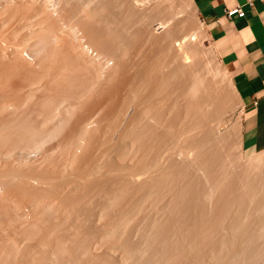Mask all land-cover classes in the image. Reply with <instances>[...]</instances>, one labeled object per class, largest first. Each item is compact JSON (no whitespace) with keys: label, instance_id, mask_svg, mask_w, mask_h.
<instances>
[{"label":"rangeland","instance_id":"374dc122","mask_svg":"<svg viewBox=\"0 0 264 264\" xmlns=\"http://www.w3.org/2000/svg\"><path fill=\"white\" fill-rule=\"evenodd\" d=\"M43 1L44 0H2V3L0 4V45L2 43H5L7 45L14 46L17 50L21 49L22 51H27L28 53H34L36 60L39 63V64L37 63L39 65L38 68L33 66L32 64H30L26 60H24L16 51L17 54H14L13 56L16 59L18 58L19 60H22L26 64V66L27 67L29 66V67L27 68V70L21 71V69H20V71H14L15 73L18 72L16 74L14 73L15 74L14 75L13 71L10 72L7 69H6V71L3 70L4 66H6L5 65L6 62L11 61V59H14V57L12 56L13 58H6V57L4 58V56L1 55V53H0V55L3 56V57L0 56V59H1L0 64L2 65L5 61L4 65H2L3 67L0 65L2 67V68L0 67V197L7 195V192L9 190L10 191L13 190L12 191L13 193L12 192H11L12 194L10 193L9 198L10 197L11 198L9 200L13 199V201H15V204H16V202H18L17 205L15 206L16 208H14L15 212H13V214L11 212L9 213V211L6 210L5 206L3 207V205H0V236H1L0 237V240H1V242H0V246H1L0 247V255L1 254L2 255L9 254L11 249L7 243H9V244L14 243L16 250H17L15 252L17 254L16 253H14L13 255L9 254L8 258H12L11 256H13V258L11 260L7 258V260L8 261L10 260V261L8 262L6 260L5 261L6 264H7V262H8V264H22V263L23 264H27V263L28 264H39V262L36 260H38L40 257H41L40 258L41 260L39 259V261L42 262L41 264H46V263L47 264H50V263L51 264H55V263L56 264H85V263L86 264H96V263L98 264L99 261H100V263L105 261L104 263L108 264V263H106V262H108L107 260L112 262V264H113V262H114V264H136L135 262L137 260L136 259L137 256H138V260L141 257V259H143L145 261L146 257H149V256H147L148 251L146 252L145 248L148 247V244L150 245V243H152V245H153V241H154L153 236L150 237V238L153 237L152 239H149L148 233L151 232V230L154 231V229L156 230V229L160 228V227H158L160 224H162V229L166 230L167 228H163L164 227L163 224L164 223L168 224L170 222V220H167V221H165V220L169 219V218L172 219L171 217L174 218V216L177 213H178V215H176V216L181 215L179 209L178 210L176 209L177 212H175V210H174L175 213L172 210L175 207H177V204H180L179 202L181 200L179 198H177V199H179V200H177L179 202L176 203V205L173 204V202H171V201L176 199V198L173 199L174 196H172V195H177L178 192H180V190L184 188L185 182L179 181L180 178L179 179L176 178V182L173 181V184L171 183L172 181L169 182L171 179L173 180V178H175V176H174L175 173H174V169H171V170H173L172 173H174V175L172 174V176H170L171 170L169 171L168 170L169 168L166 169V166L168 165L170 167L171 165H169V164H171V163L165 158L166 157L165 154L163 156V154H162L163 148H161V147H164V149H165V147L169 144L168 142H170L171 139H168L170 136L168 138L163 136V137H165L164 139L167 138L166 140L168 142L167 141L165 142L163 137H162V139H163L162 141H161V138L160 139L155 138V137H158L159 135H161L160 133H158V127L159 126L157 127V125H155L157 127V128H155L157 133L154 132L155 130L153 131L154 133H156L157 136H154L155 134L153 136H150L154 140L155 143H152L153 142L152 139L149 140V138H150L149 135H151L152 131H150V133H146L148 138L146 137V135L145 136L143 135L144 137L143 136L141 137V139H140L141 141L138 144L137 141H133L134 139L132 140L131 135H130L131 137L129 135L124 136L122 133L123 129H124V131H125V128L128 129L129 125L132 124L131 122L133 121V123H134V120L137 117H139L138 115H140L141 111L144 110L146 108V106H148L149 104H153V106H155V104H156L157 107H161V100H160L161 92L162 93L164 92V95L165 94L169 95L167 97L169 99L168 100L169 104L170 103L174 104L177 102L178 108H180V109L187 108V104H186V106L183 105V104H185V100L188 98L187 96H185L186 94H184L185 93L184 89H187L186 87H188L189 83H191L190 82L191 78L193 77L194 74L199 73L200 72L199 70L202 69L203 74L205 73L204 69H206V68H202V67L205 66L204 64L207 61L208 66L212 69V71L216 72V75H215L214 79L211 80V84L213 83L212 85H214V86H211V84H210V88H209L210 90H208V91L212 90L211 92H208L210 94V96H209V100H208L209 102H207V103H209V104H207V103L204 104L202 106L203 110L199 111L200 113L196 112L193 115V117L195 116L193 118V120H194L193 122H194L195 127H196V131H195L196 134H194V137L197 135V138L201 139V138H203V136L205 134L209 135V137L211 139L210 140L211 143H209V144H211L212 146L207 145L208 146L207 148L205 146L207 153L203 152L202 149L201 150L199 149L200 152L202 151L201 153H203V155L205 154L204 155L205 158L206 157L208 158L209 164H210L211 168H213V169L215 168L214 170H217L219 168L218 166H220L224 162L225 164L224 163L223 164L227 167L226 171L229 173L228 177H230V178L233 177L231 179H234L235 176H233V175H235V172H236V175H239V176L244 175L246 172L245 171L246 168H248L250 165L249 159L243 158L242 156H241L242 157L241 158L239 156L240 154H239V150H238L239 147L238 146L240 144V123H239L240 122L239 121L240 120V107H239V103L237 100L236 93H235L230 81L228 80L229 78L226 76L227 74L224 75L226 71L223 74L220 73L221 69L222 70H225V69L222 68L223 65L220 62V60L218 59L216 51L208 39L205 27H203L204 28L203 35L200 37V40H199V47L201 50L203 49L202 50L203 53L202 54H196V55H194L192 57H188V58L184 57L183 55L180 56V54H183V52L180 49L183 45L186 44L187 47H189V46L191 47L192 43L190 41L186 42V38L181 37V36L185 34L187 26H188V22L190 20H195V17H194V15L190 14L188 11L180 12V11H172L170 9H166L167 4L164 3L165 6L163 4V2L165 0H57L58 11L56 14L53 13L51 10H49L48 6L45 7ZM45 4L47 5V3H45ZM36 5H39L41 7L43 6L42 7L43 11H44L43 14H44V16L47 17V21L49 24L46 22L42 23V20H39V17L35 16V13H33V11L22 13L21 11L16 10V8H20L21 6H23V7H27V6L38 7ZM159 7H161V8L158 9ZM12 8H14V9H12ZM89 14H91V15H89ZM89 26L91 28H93L94 30L93 29L91 30V28L89 29ZM60 27H62L65 30V32L67 31L69 36L71 33L68 30L73 31V34L71 35V37H69V36L68 37L70 40L72 39L71 41L74 44L73 46L76 50V53H78L77 55L78 56L79 55L84 56V57L82 56L81 58L79 57L80 60L83 58L82 60L89 61L88 62L89 64H91V65L94 64L93 67L91 65H88L89 67L91 66V71L96 70L95 72H97L98 70H101L100 69L101 65L103 67H105L109 62L113 63L112 65H111V63L109 64V66H111V67L116 65V64H119V66H120V67H118L119 70L116 69L119 73L116 72L117 74L115 73V75H114L116 77V78L115 77L114 78L117 81V83H115L116 82L115 80L112 81L114 78L112 80L109 79L110 81L107 79H105V81H104L102 79L103 83L101 84L102 80L99 83L100 86L102 85L101 87L99 86L100 88H102V90L97 91L98 93H95V90L96 89L98 90L99 87L97 86L98 84H96L95 86L93 85V88L96 86L98 87V88L96 87L95 90L91 89V93L93 90L94 91L93 93H95V94L92 93L93 95L92 94L87 95L88 97H86V98H83L84 95H82L81 96L82 98H81L79 96L80 94L83 93V91H81V90H83L84 87L87 85L86 84L87 82L85 83V81L83 82L82 80L86 77L88 78L90 75L89 76H87V75L90 73H93L94 71L91 72L90 69H88V66H87V69L84 68L82 66L83 63H81L82 60L81 61L76 60L74 58H71V56L69 57V55H66V54L63 55V57H62L61 53H55L54 51H52V50H56V49L59 50L58 48H61V46L63 49V44L60 43V46H59V43H58L60 41L58 38H61V33L64 31L63 29H62L63 30L62 31ZM75 28H77L81 32L80 37L75 32ZM87 30H88V32H87ZM89 30H91V31H89ZM116 32H120V34L123 32L125 37L128 36V37H126L127 40H125V38L123 37L124 35L122 34V38H124L123 44H125L124 46H127L126 50H128V51H126V53H128V54H126L123 57V59L120 58L119 60H117L118 57L117 58L115 57L116 54H115V51H113V47L109 46L110 44H112V42L114 43V41H116V37L119 34V33H117V35H116ZM91 33H95V34H91ZM126 33H127V35H126ZM55 34L57 37H55ZM109 34H110V36H109ZM65 35H67V34H65ZM74 37H76L77 40ZM95 37H98L100 39H98V38L95 39ZM55 39L56 40L58 39L59 41L56 42ZM98 40H100V41L98 42ZM81 42H82V44H81ZM83 42H86L93 50L98 51L97 53L101 54L100 58H102V60L97 59L98 61L95 64L96 58L94 60V58L92 56L87 55L88 53L86 54V51L82 47ZM109 42H110V44H109ZM94 43L96 45H94ZM99 43L102 45V47L104 45L105 46L108 45V46L105 48L104 47L102 48ZM54 46H56L57 48ZM97 47H99V48H97ZM108 47H109V49H108ZM82 50H84V51H82ZM84 52H85V54H84ZM131 54H132V56H131ZM112 56H114L113 57L114 59H111ZM89 57L90 58L92 57V59H90ZM134 57H136V59ZM144 58H145V60H144ZM62 59H64L65 62ZM105 60H107V61L110 60V61L107 62V64H105L106 63V62L104 63ZM112 60H115V61H112ZM149 61H151V62H149ZM102 62H103V64H102ZM145 62L146 63L148 62V63L146 64ZM70 63H71V65H70ZM75 63H77V64H75ZM132 63H133V65H132ZM95 65H96V67H95ZM122 66H124V67H122ZM57 67H59V69H62V68L65 69L66 75H71V78H72V76L74 77V79L73 78L71 79L69 76L67 77V81H68V78H69V81L71 80L69 82L70 85L74 84L73 86H70V88L73 91L72 94L74 96L68 95L69 93L68 94L66 93V95H68V96H66V95H63L64 93L62 94V92H59L61 89L56 90V88H58V86L55 87V85L58 81L60 82V78L57 75L58 71H56V70H59ZM45 68H46V70H44ZM73 68H75L76 70ZM77 68L80 70H78ZM148 68L151 69V70L149 69L150 72L149 71L146 72L148 70ZM70 69H72V70H70ZM83 69L90 71L87 75H85L86 77H84V74H83V72L86 73V70L84 71ZM124 69H126V70H124ZM140 69H142V71ZM3 71H5L6 73ZM77 71H79V72H77ZM143 71L146 73V75ZM171 71L175 72V74L173 73L174 77L173 76L170 77L171 78L170 80L176 79L177 81H175V80L173 82L169 81L166 85L167 87H165V86L163 87L162 85H158V84H160V80L162 78L161 77L159 79V77L162 76L163 73H164L163 74L164 77H166L167 75H169V73H171ZM81 72H82V74H81ZM44 73H46V74H44ZM73 73H76V74L74 75ZM208 73H210V72L206 70L207 75L206 74H204V75H206L207 79L208 78L210 79V76H209L210 74H208ZM43 74H44V76H43ZM79 74L81 76H79ZM97 74H98V72H97ZM147 74L149 76L151 74V78H149L150 79L149 81L147 80L149 77ZM36 75H38V76L36 77ZM45 75H47V76H45ZM223 75L226 77H224ZM143 76H146V77H143ZM76 77H77V79H75ZM130 79H131V82L133 84L129 81ZM139 79H141V81ZM144 79H146V82H149L148 84L146 82H144L148 86H146L145 84L144 85L142 84ZM132 80H136V81H132ZM86 81H88V79H86ZM170 82L172 85L169 84ZM182 83H183V85H185L184 89H183V87L181 88ZM136 84L138 86L134 87L133 85H136ZM141 84H142L143 88L140 87ZM176 84H177V86H175ZM110 85H112V86H110ZM131 85H132V87H131ZM178 85L180 87H178ZM65 88H67V87H64V91H66V92H68L67 90L70 91V88H67V90ZM120 88H121V90H120ZM178 88H180V89L178 90ZM74 89H75L76 93H74L75 92ZM134 89H136V90H134ZM126 90H128V91H126ZM155 90H158V91H155ZM112 91H113V93H112ZM152 92L153 93L155 92L156 95H154V96H152V98H150V95L152 94ZM101 93H102V96H101ZM182 93H183V95H182ZM216 94L220 97L216 98L215 97V96H217ZM140 95H141V97H140ZM146 97L149 98V99L147 98V101L145 99ZM210 97H212L213 99ZM184 98H186V99H184ZM214 98L216 100H218L219 98H221V100H224L222 104L225 105V109L223 108L224 111H222L218 115L216 112V110H218L216 108V104L215 105L213 104V103H215V102H213ZM181 101H183L184 103H181ZM159 102H160V104H159ZM54 103H55V105H54ZM188 103H189V100H188ZM224 105H223V107H224ZM124 106H126V108ZM207 107H208V109H207ZM213 107H215V108H213ZM50 109H51V111L49 112ZM207 111H209V112H207ZM223 112L224 113L226 112V113L223 114ZM201 113H202V115H201ZM203 113L205 115L207 114L206 115L208 117L207 120H205L206 118H204V117L202 118ZM221 114H223V116H220ZM48 117H50V118H48ZM88 117L89 118L91 117V118L89 119ZM218 117H221V119L224 120V122H222L221 119H219L221 121L220 125H219ZM94 118H96V119H94ZM89 121L91 122V124H89ZM84 122H85V125H86V123H88L89 126L91 125L90 127L88 126L87 130L90 129L88 132H90L92 130V132H90V133H92L91 134L92 136L90 137V134L87 133V135H89L88 137H90V138L86 137V140L91 139L90 142L87 143L89 140L86 142L85 138H84V141H85V143H87V145H85L83 139L80 137L81 140L83 141V144L87 147L82 145V143L79 144L80 138H78L76 135L78 129L79 128L82 129L85 126V125L84 126L82 125ZM113 123H115V124H113ZM106 124L109 126V129H108V126ZM52 125L54 126V128L59 129V131L58 132H57V130L53 131ZM56 126H58L59 128H57ZM81 126H83V127H81ZM132 126H133V124L131 125V127ZM161 127L159 129H161ZM37 128L39 129L38 132H40L39 133L40 135L37 134V136L35 137V134L33 132L35 130H37ZM50 129H51V131H50ZM81 129H79V132H81ZM15 130H16V132H14ZM162 130H163V127L160 131L162 132ZM19 132H20V134H18ZM54 132H56V133L54 134ZM104 133H106V134H104ZM164 133L165 132H163L162 135H164ZM23 134H26L27 136L23 135ZM78 135L80 136L79 133H78ZM119 135L123 137V139H124L123 141ZM165 135H166V133H165ZM127 136H129V137H127ZM167 136H168V134H167ZM101 137H103V138H101ZM159 137H161V136H159ZM125 138H126V140H125ZM34 139H36V140H34ZM73 139H75V142ZM77 139H79V140H77ZM95 139H97V140H95ZM76 140L79 141V143ZM131 140L134 143L131 144V142H132ZM143 140H145V141H143ZM159 140H160V142H159ZM147 141L149 143H145ZM150 141L152 144H150ZM156 141H157V144H156ZM163 141L166 143V145L163 144L164 146L160 145V147H159V144L163 143ZM11 143H12V145H11ZM25 143H26V145H25ZM68 143H70V144H68ZM141 143L145 146H143ZM88 144H90V145H88ZM147 144L148 145L150 144L149 149H147L149 147ZM74 145H75V148H73ZM76 145L77 146L80 145L79 150L81 148H83L80 150L81 152L78 150ZM124 145L127 147V149ZM30 146H32V148ZM81 146H83V147H81ZM157 146H158V148H157ZM66 147H68L69 149L68 148L66 149ZM73 150H74V152H73ZM213 150H215V151H214V154L212 153L213 154V156H212L211 151L213 152ZM76 151H77V153H76ZM96 151H97V153H96ZM127 151H130V154ZM67 152H69V153H67ZM147 152L149 153V155ZM93 153H94V155H93ZM142 153H144V154H142ZM74 154H75V156H74ZM103 154H104V156H103ZM154 154L158 155V156L155 155L156 157H158V159L156 158L158 161L162 159L161 160L162 162L159 161V163H161V164L158 165L156 162L157 160L152 159V157L155 158ZM67 155H68V157H67ZM120 155H121L122 159H121ZM132 155H135V156L133 157ZM198 155L196 152L195 157L199 158ZM64 157H67V158H64ZM139 157H141V158H139ZM159 157L161 159H159ZM192 157H194V155ZM195 157L193 158V160L194 161L198 160ZM77 158L79 160H77ZM82 158H84V159H82ZM164 158L168 162V164L166 162V166L163 165V163H165L164 161H166V160H164ZM177 159H178V161L182 160V159H179V157H177ZM132 160H134L135 162ZM154 160H156V161H154ZM151 161L155 162L156 164L153 165ZM91 162H92V165H91ZM146 162L150 163V166H146V165H148V164H145ZM220 162H222V163H220ZM141 163H143L144 166ZM177 163L179 164L180 162H177ZM196 163L194 162V164H196ZM217 163H219L220 165L219 164L217 165ZM248 163H249V165L247 166ZM136 164H138V165H136ZM211 164H213L214 166ZM157 165L162 166V167H160L162 172L158 169L159 167ZM256 165H258L260 167V170L264 169L263 168L264 167V159L261 160L259 162V164L257 163L254 166H256ZM133 166H134V169H133ZM151 166H153V167H151ZM164 166H165V168H164ZM254 166L250 165L249 169L251 167H254ZM258 166H256L255 168L259 169ZM98 167H99V169H98ZM139 167H140V169H139ZM108 168L111 172H108L109 171V170H107ZM126 168L129 172L126 170ZM255 168H253V169L255 170ZM154 169H156V170H154ZM249 169H247L248 172H246L248 174H250V172H252L251 170H253L252 168H251V170H249ZM146 170H147V172H146ZM197 170H198L197 174H199L201 171L203 173H200V174L202 176L205 175V171L200 169V167ZM260 170H256V171L258 172ZM238 171H240V173ZM256 171L255 172L253 171L252 174L256 173ZM7 172L9 174V177L18 173L17 174L18 176H15V177L13 176L12 178H10L12 180H14L13 178H15L14 182L11 181L10 179H8L9 177H8ZM19 172H21L22 174L24 173L23 175L26 176L25 181H27V182L22 181L24 183L23 184L24 186H20V187L22 189L23 188L26 189L29 187L28 189H30L33 192V194L37 193L36 195L34 194L31 197H27L28 199L18 197V195L16 193V190H17L16 187H18V189L20 188L18 184H19L21 179H19V181L17 183L18 178H16V177L20 176ZM91 172H93V174H91ZM121 172H123L124 174ZM125 172H128V173L125 174ZM136 172L139 175L141 174V176H139V180L138 179L135 180L136 179L135 175H137ZM157 172H158V175H160V176L157 175ZM169 172H170V174H169ZM237 172L239 174H237ZM101 173L103 175H101ZM115 173H116V175H115ZM74 174H76V175H74ZM89 174H91V176H89ZM96 174H97V176H96ZM167 174L169 175L168 179H166ZM257 174H259V173H257ZM260 174L264 175V173H262V170H261ZM122 175H123V177H122ZM206 175H209V174L207 173ZM245 175L241 176V177L243 178V177H245ZM62 176H64V177H62ZM115 176L118 179H116ZM134 176H135V178H133ZM111 177H113V178H111ZM246 177H247V175H246ZM5 178H6V180H5ZM28 178L30 180H28ZM158 178L162 179V181H160ZM110 179L112 182L110 181ZM113 179H114V181L117 180V181H115V184H114ZM157 179L159 181L158 183H157ZM8 180L11 181L12 183H14L16 186L10 185V186H12V187H10L9 184H7L9 182ZM106 180H108V181H106ZM182 180H183V178H182ZM184 180L186 181V179H184ZM204 180H206V179H204ZM208 180H209V178L206 181H208ZM6 181H8V182H6ZM63 181L65 182V184ZM145 181H147V183ZM206 181H203V183ZM210 181H212V180H210ZM39 182H40V184H39ZM160 182H161V184L159 185ZM187 182H188V180H187ZM187 182H186L187 187H185L187 189L184 188L185 190L184 189L183 190H184V192L188 193L189 190H190V192L192 190L189 189V187H188V183H190V182H188V183ZM25 183H26V186H25ZM105 183H107V184H105ZM152 183L155 185L158 184L159 186H155ZM20 184H21V182H20ZM77 184L80 186V188ZM126 184H128V185L126 186ZM141 184H142V186H141ZM206 184L204 183V186L209 187V185H212L210 182H209V184L208 183H206ZM170 185L171 186L173 185L172 189L174 187L175 190H172ZM181 187H183V188H181ZM179 188H181V189L179 190ZM100 189H102V190L100 191ZM140 189H141V191H140ZM213 189H211L212 194H216V192L213 193ZM163 190H164V192H163ZM169 190H170V192L172 190V192H171L172 194L169 192ZM176 190L178 192H176ZM206 190L210 191L208 189H206ZM14 191H15V193H14ZM98 191H100V192H98ZM114 191L115 192L117 191V194ZM157 191H159V192L157 193ZM175 192H176V194H174ZM52 193H53V195H52ZM147 193L149 195H147ZM85 194H86V196H85ZM114 194L116 196H118L119 198L114 196ZM162 194H164V195H162ZM189 194L192 195L193 191H192V193H189ZM67 196H69V197H67ZM157 196H158V198H157ZM80 197H82V198L80 199ZM16 198H18V199H16ZM113 198H116V199H114V201H111V200H113ZM212 198H215V197H212ZM131 200H133L134 202ZM189 200H191V199H189ZM184 201L185 200H183V202ZM111 202H113V203L111 204ZM174 202H176V200ZM183 202L181 201V204H183ZM214 202H215V200H214ZM214 202L212 204L213 206H215ZM174 205H175V207H174ZM104 207H106V208H104ZM135 207H136V209H135ZM4 208H5V210H4ZM170 208H172V209H170ZM177 208H179V206ZM234 208H237V205H235V207H233V209ZM48 210H50V211H48ZM123 213H125V214H123ZM14 215L18 216V218L20 216H23V217L21 218V220H20V218L18 220L17 217H16V219H14L15 218ZM125 215L127 217L129 216L128 219H130V220L127 219V221H126V223L129 226H127V224L125 223L126 225L124 224V226L126 228L122 227L123 230H121L120 226L115 229L116 230L115 232H117V229L119 230L117 232L118 235H116V233L114 232L115 235L119 236V237L115 238L116 236H114V234H113L112 236H114L115 239H112L111 238L112 236L111 237L107 236L108 238H106V239L102 238L103 235L107 231H109L110 228H112L114 223L118 222L117 220L120 218V216H125ZM11 216H13V217H11ZM39 216H41V217H39ZM44 216H48V217H44ZM153 216H155V217H153ZM242 216H245V214L243 213ZM256 216H259V217L261 216L260 217L261 219L260 218L259 219H260V221L262 220L261 223L264 224V209L258 210V213L256 214ZM42 217L45 218L46 220L43 219ZM74 217H75V219H74ZM101 217H102V219H101ZM11 218H13V219H11ZM90 219L92 221L93 220L94 221L92 222ZM75 220H76V222H75ZM174 220H177V217H176V219L174 218ZM174 220L172 219V221H174ZM89 221H90V223L88 224ZM155 221L158 223H156ZM159 221H161V222H159ZM32 223H34V224L39 223L38 224L39 226L37 229H35L33 227L35 229V230L33 229V231H35V233H34L35 236H33V237H31L27 233L28 231L32 230V229H30V228H32V225H33ZM150 223H151V225H150ZM40 224H42V225H40ZM222 224L223 223L221 222V224H219V225H222ZM225 224H226V221L224 222L223 227H225L224 226ZM152 225L154 228L152 227ZM154 225H156V227H158V228H155ZM217 225H218V223H217ZM26 226H28V227H26ZM22 229H23V231H22ZM220 229H222L223 232L224 231L226 232V230H224V228L221 227ZM124 230H125V232L122 233ZM93 231H95V232L93 233ZM23 232H24V234H23ZM41 232H42V234H41ZM228 232L229 231H227L226 233L229 234ZM226 233H224V235H227ZM44 234H49L52 237L48 241H45L43 243V241L41 242V239H42L41 237ZM121 235H122V237H120ZM127 235L130 236L129 238H130L131 242L133 240V243H135V245H137L136 248L138 247L137 249L138 250L140 249L139 251H137V253L135 252L137 249L134 250V252L136 254H138L137 256L134 255V252H133V255L135 257V258L134 257L133 258H134V260L136 259L135 262L133 261L134 263L131 262V260H133L132 256L129 257L131 260L126 258L127 256L125 255L124 250H123L125 247L124 246L125 241L123 240V236L125 237ZM39 236H40V238H39ZM75 236H76V238H75ZM243 236H244V238L246 237L245 235H243ZM56 237H61L65 240H67V242H68L65 245V249L68 250V252L65 250L66 253L64 252L61 259H59L60 261L56 259L57 257L55 255L57 253H55V255L54 254L52 255V256H55V258L51 256V253L56 252L54 250L55 247L53 245L54 244L53 240ZM242 237H241V239H242ZM70 238H73L75 242L74 241L69 242ZM119 238H121V239H119ZM129 238L127 237L128 240H129ZM244 238L241 240V242L244 241V243L246 242L248 244V239H247V241H245ZM81 239H83V240H81ZM7 240L10 242H8ZM115 240H117V241H115ZM150 240H153V241L150 242ZM119 241H120V243H119ZM121 241H123V244ZM143 241L145 244L143 243ZM147 241H149L150 243L149 242L147 243ZM82 242H84V243H82ZM97 242H99V243L97 244ZM103 242H105V243H103ZM128 242L131 243L130 241H128ZM241 242H240V244L243 245L244 243H241ZM133 243H132V245H134ZM190 243H191L190 241H187V242L184 241L182 244L183 248L181 245H180L181 248L178 246L176 247V245H174V246L172 244L171 245L173 247H176L177 250H179V251H181V249H182V252H185L186 256H188V259H190L187 261L191 262V260H192L191 264H196L198 262L196 260L200 261L197 264H201V263L202 264L203 263L204 264H206V263L214 264L215 262H216L215 264L218 263L216 260L211 259V257L215 254V251L213 252L212 250H210L209 247H207V249H206L205 248L206 245L202 243L203 245H205V247L204 246L200 247V248H203V250L200 249V252H199V248H198L199 246L195 247L196 246L195 244L192 243L193 245H191ZM246 243L244 245V247L246 246V248H245L246 251L243 248L244 254L250 258H251V256H254V257H252L253 260L250 259L251 261H249V264H264V236L256 237L252 240H249L248 245ZM89 244H90V246H88ZM142 244H143V246H142ZM108 245H109V247H108ZM122 246H124L123 249L121 248ZM185 247H186V249H185ZM189 247H190V249H189ZM7 248H9V249H7ZM17 248H19V249H17ZM134 248H135V246H134ZM194 248H195V250H194ZM147 249H149V248H147ZM205 250H207V251H205ZM86 251H88V252H86ZM202 251L204 253H201ZM208 251H209V253L212 251V253H210L212 255H209ZM27 252H29V253H27ZM143 252L144 253L146 252L145 253L146 256L144 255ZM241 253L243 254V251ZM49 254H50V256H49ZM84 254H85V256H84ZM89 255H91V256H89ZM98 255L99 256L102 255L103 259H101ZM205 255H206V258L208 260L204 257ZM27 256H29V257H27ZM46 256H48L49 258ZM109 256H111V257H109ZM123 256H125V257H123ZM240 256H242V255H239L235 259L238 260V258H241ZM104 257L107 260H104L105 259ZM52 258H54L56 260L54 261V259H52ZM209 259H211L213 262H211V260L209 261ZM215 259H216V257H215ZM27 260H28V262H27ZM44 260H45V262H43ZM163 260H166V259H163ZM167 260H170V259H167ZM167 260L161 262V264L164 262H165L164 264H166V262H167V264H169V263L170 264H180L182 262V261L181 262H178V261L174 262V259H173V262H174L173 263L171 261L172 258H171L170 262ZM193 260H194V262H193ZM202 260L205 262H203ZM195 261H196V263H195ZM110 262H109V264H111ZM183 263H184V261L182 262V264ZM145 264H147V263H145Z\"/></svg>","mask_w":264,"mask_h":264},{"label":"bare ground","instance_id":"6f19581e","mask_svg":"<svg viewBox=\"0 0 264 264\" xmlns=\"http://www.w3.org/2000/svg\"><path fill=\"white\" fill-rule=\"evenodd\" d=\"M166 1V2H165ZM164 2H163V4L164 3H166L167 5V8L166 9H170V10H172V11H180V12H185V11H188L190 14H192V15H194V17H195V20H190L189 22H188V26H187V29H186V32H185V34L184 35H182L181 37H184V38H186V42H191L192 44H191V47L189 46V47H187L186 46V44L185 45H183L180 49H181V51L183 52V54H180V56H184V57H186V58H188V57H192V56H194V55H196V54H202L203 53V49L201 50L200 49V47H199V40H200V37L203 35V30H204V25H203V22L199 19V17L197 16V13H196V10H195V8L193 7V5H192V3H191V1L190 0H165ZM44 2V6L46 7L47 5L45 4L46 3V1H43ZM36 6H38V7H29V6H27V7H23V6H21L20 8H16V10H19V11H21L22 13L23 12H32L33 11V13H35V16H37V17H39V20H42V23L43 22H46V23H48V21H47V17L46 16H44V11H43V6L41 7V6H39V5H36ZM164 6H165V4H164ZM44 7V8H45ZM161 7H159L158 9H160ZM12 9H14V8H12ZM89 15H91V14H89ZM93 16V15H92ZM49 20V19H48ZM50 21V20H49ZM49 24V23H48ZM42 25V24H41ZM47 25V24H46ZM62 26V25H61ZM88 26V25H87ZM61 28V30L63 29L62 27H60ZM91 27L89 26V29H90ZM47 29V28H46ZM51 29V28H50ZM93 28H91V30H92ZM64 30V29H63ZM62 30V31H63ZM91 30H89V31H91ZM94 30V29H93ZM61 31V32H62ZM70 33V36L68 35V32L66 31L65 32V30L61 33V38H58L57 40H56V42H58L59 43V46H60V43H62L63 44V49H62V46H61V48H58L59 50H52V51H54L55 53H61L62 54V57H63V55H69V57L71 56V58H74V59H76V60H80V58L83 56H81V55H77L78 53H76V50H75V48H74V44L72 43V39L70 40L69 39V37H71V35L73 34V31H70V30H68ZM60 32V31H59ZM87 32H88V30H87ZM93 32V31H92ZM96 32V31H95ZM90 33V32H89ZM117 33H119L118 35H117ZM60 34V33H59ZM65 34H67V35H65ZM91 34H95V33H91ZM122 34L124 35V33L122 32L121 34H120V32H116V35H117V37H116V41H114V43L112 42V44H110V42H109V46H112L113 47V51H115V54H116V58L118 57V59L117 60H119L120 58H122L123 59V57L126 55V54H128V53H126V51H128V50H126L127 49V46H124L125 44H123V40H124V38H125V40H127L126 39V37H128V36H126L125 37V35L123 36L124 38H122ZM115 35V34H114ZM126 35H127V33H126ZM69 36V37H68ZM109 36H110V34H109ZM113 36V35H112ZM120 36V37H119ZM55 37H57L56 36V34H55ZM131 37V36H130ZM74 38H76V37H74ZM96 38H98V37H95V39ZM179 38V37H178ZM94 39V40H95ZM98 39H100V38H98ZM115 39V38H114ZM182 39V38H181ZM76 40H77V38H76ZM93 40V39H92ZM96 41V40H95ZM100 40H98V42H99ZM134 42V41H133ZM172 43V42H171ZM170 43V44H171ZM185 43V42H184ZM57 44V43H56ZM81 44H82V42H81ZM100 44V43H99ZM94 45H96L95 43H94ZM101 45V44H100ZM108 46V45H107ZM107 46H103L104 48L105 47H107ZM54 47H56V46H54ZM83 47V46H82ZM101 47H102V45H101ZM102 47V48H103ZM168 47V46H167ZM176 47V46H175ZM18 48V47H17ZM57 48V47H56ZM77 48V47H76ZM97 48H99V47H97ZM129 48V47H128ZM54 49V48H53ZM62 49V50H61ZM107 49V48H106ZM108 49H109V47H108ZM215 49V48H214ZM104 50V49H103ZM132 50V49H131ZM0 53H1V55H3L4 56V58L6 57V58H13L14 56V54H19L24 60H26L28 63H30V64H32L33 66H35V67H39V63L37 62V60H36V57H35V55H34V53H31V55L33 56V59L32 60H30V59H26L24 56H23V54H22V50L21 49H16L14 46H11V45H7V44H5V43H2L1 45H0ZM16 51H17V53H16ZM82 51H84V50H82ZM96 52H98V51H96ZM139 52V51H138ZM137 52V53H138ZM136 53V52H135ZM54 54V53H53ZM52 54V55H53ZM84 54H85V52H84ZM86 54H87V52H86ZM100 54V53H99ZM149 54V53H148ZM0 55V56H1ZM50 55V54H49ZM51 55V56H52ZM87 55H89V54H87ZM204 55V54H203ZM202 55V56H203ZM3 56H1V57H3ZM13 56V57H12ZM100 56H101V54H100ZM131 56H132V54H131ZM201 56V55H200ZM50 57V56H49ZM55 57V56H54ZM60 57V56H59ZM80 57V58H79ZM84 57V56H83ZM106 57V56H105ZM114 56H112V58L111 59H114L113 58ZM90 58V57H89ZM133 58V57H132ZM135 59H136V57H134ZM147 58V57H146ZM161 58V57H160ZM185 58V59H186ZM38 59V58H37ZM61 59V58H60ZM83 59V58H82ZM81 59V60H82ZM85 59V58H84ZM90 59H92V57L90 58ZM102 59V58H101ZM107 59V58H106ZM127 59V58H126ZM129 59V58H128ZM167 59V58H166ZM1 60V59H0ZM63 61H64V59H62ZM80 60V61H81ZM94 60H95V58H94ZM108 60V59H107ZM107 60H105L104 61V63L105 64H107V62H109V61H107ZM116 60V59H115ZM115 60H112V61H115ZM144 60H145V58H144ZM93 61V60H92ZM97 59H96V62H95V64L97 63ZM126 61V60H125ZM152 61V60H151ZM151 61H149V62H151ZM65 62V61H64ZM71 62V61H70ZM89 61H86V60H82L81 61V63H83V67L84 68H86L87 69V66L88 65H91V64H89L88 63ZM127 62V61H126ZM125 62V63H126ZM4 63H5V61H4ZM4 63L2 64V65H4ZM38 63V64H37ZM88 63V64H87ZM111 63V65L113 64L112 62H109L105 67H103L101 64V66H100V69L101 70H98L97 72H98V74H97V72H95L93 69V71H91V66L93 67L94 66V64L93 65H91L90 67L88 66V69H90V71L91 72H93V73H90V74H88L90 71L89 70H86V69H83L84 71L86 70V73L85 72H83V74H84V77H86L85 75H87V76H89L88 78L86 77V78H82L83 80V82L85 81V83L87 84H85L86 86L84 87V89L83 90H81V91H83V93L82 94H80L79 96L81 97L82 95H86L85 97L83 96V98H86V97H88L87 95H90V94H92L94 91L93 90H95L96 89V87L98 86H100V81L103 79L104 81H105V79H107V80H109V79H113L115 76V73L116 72H118L117 70H119V68L118 67H120L119 66V64H116V65H114V66H109V64ZM116 63V62H115ZM119 63V62H118ZM122 63V62H121ZM131 63V62H130ZM141 63V62H140ZM146 63V62H145ZM148 63V62H147ZM146 63V64H147ZM154 63V62H153ZM159 63V62H158ZM75 64H77V63H75ZM102 64H103V62H102ZM138 64V63H137ZM143 64V63H142ZM1 65V64H0ZM1 65V66H2ZM6 66H4V68H3V70H5L6 71V69L8 70V71H13V74L15 73L14 71H20V69H21V71L22 70H27V68L29 67H27L26 66V64L22 61V60H19L18 58L16 59L15 57H14V59H11V61H9V62H6V64H5ZM70 65H71V63H70ZM123 65V64H122ZM132 65H133V63H132ZM141 65V64H140ZM205 66H203L202 68H206V69H204V74H206V70L207 71H209L210 73H208V74H210L209 76H210V79L208 78H206V75H204L203 74V72H202V69L201 70H199L200 72L199 73H196V74H194L193 75V77L191 78V83H189V85H188V87H186L187 89H184V86L185 85H183V83H182V86H181V88L183 87V89L185 90V93L184 94H186L185 96H187L188 98L186 99V98H184V99H186L185 100V104H183L184 106H186V104H187V108H185V109H180V108H178V106H177V102L176 103H174V104H169V102H168V96L169 95H164V92L162 93L161 91V97H160V100H161V107H157L156 106V104H155V106H153V104H149L148 106H146V108L144 109V110H142L141 111V113H140V115H138L139 117H137L135 120H134V123H133V121L131 122L132 124H133V126L131 127V125H129V128L128 129H126L125 128V131H124V129H123V135L125 136V135H131L130 137L132 138V140L133 141H137V143L139 144V142L141 141L140 139H141V137L144 135H146V133H150V131H154V132H156L157 133V131H156V129L155 128H157L158 126V133H160L161 135H159V136H161V137H155L156 139L157 138H161V141L165 138V137H169L168 139H171L170 140V142H168L166 139H164L165 140V142L167 141L168 143V145L165 147V149H164V147H161V148H163V150H162V154H163V156H164V154H165V158L171 163V164H169V165H171L170 167L168 166H166V162H167V160L164 158V160H166V161H164L165 163H163V165H165L166 166V169L167 168H169L168 170L170 171L171 169H174V173H175V175H174V173H172V171L173 170H171L170 172H171V175L170 176H172V174L175 176V178H173V180L171 179L169 182H171L172 184H173V181L174 182H176V178L177 179H179L180 178V180L179 181H184L185 182V185H184V188L185 187H187V184H186V182H187V180H188V182H190V183H188V187H189V189H191L192 191H193V194L191 195V194H189V193H192V191L190 192V190H189V192L187 193V192H184V190L185 189H187V188H183V187H181V188H183V189H181V188H179V190H180V192H178L177 190H176V192H178V194L177 195H172V196H174V198L173 199H175L176 200V202H174L175 200H172L171 202H173V204H175L176 205V203H178L179 201H177V200H181L182 202H183V200H185L184 202H183V204H181V201L179 202L180 204H177V207L179 206V208H177V207H175V205H174V209H172V208H170V209H172L173 210V212H174V210H175V212H177V210L179 209L180 210V214L181 215H179V216H176V215H178V213L174 216V218L176 219V217H177V220H174V218L173 217H171L174 221H172V219H166L165 221H167V220H170V222L168 223V224H166V223H164L163 225H164V227L163 228H167L166 230L165 229H162V224H160L158 227H160V228H158V227H156V225H154L155 226V228H158V229H154V231H152L151 230V232H149L148 233V237H149V239H152L153 237H154V241L153 240H150V242H152L153 241V245H152V243H150L149 241H147V243L149 242L150 243V245L148 244V247H146L145 249H146V252L148 251V255L147 256H149V257H146V260L144 261L143 259H141V257L139 258V260H138V254H136L137 253V251H139L137 248H136V246L137 245H135V243H133V240H132V242H131V240H130V236H123V240L125 241L124 242V246H122L121 248L123 249V247H124V253H125V255L127 256L126 258H128V259H130L129 257H131L132 256V259L133 260H131V262H135V260H136V264H145V263H147V264H161V262H163V261H166L167 259H170L171 260V258H172V262H173V259H174V262L175 261H178V262H183L184 261V263L183 264H188L190 261H187V260H190V259H188V256H186V254H185V252H182V249H181V251H179V250H177V246L178 247H180V245L182 246V244H183V242L184 241H190L191 243V245H193V244H195L196 246L195 247H198L199 248V252H200V249H202L203 250V248H200V247H202V246H204L205 247V245H206V249H207V247H209L210 248V250H212L213 252L215 251V254L211 257V259H214V260H216L219 264H249V261H251V260H253V258L252 257H254V256H251V258L250 257H247L245 254H244V250L246 251V246L244 247V245H245V243H244V241L243 242H241V240L244 238V236L243 235H245L246 237L244 238L245 239V241H247V239H248V244H249V240H252V239H254V238H256V237H262V236H264V224L263 223H261L262 222V220L260 221V217L259 216H256V214L258 213V210H263L264 209V175L263 174H260L261 173V170H262V173H264V169H261L260 170V167L258 166V165H256V166H258V168L259 169H256L255 167L256 166H254L255 164H259V162L261 161V160H263L264 159V155L263 156H261V155H257V156H253V157H251L249 160H250V165L251 166H254V167H251L252 169L253 168H255V170L253 169V170H251V168L249 169V167H250V165H249V163L247 164V166L249 165V167L248 168H246V172H248L247 171V169H249V170H251L252 172L254 171H256V170H260V171H256V173H253L252 174V172H250V174H248V173H246L245 172V174L247 175V177H246V175H245V177H241V176H244V175H241V176H239V175H236V172H235V175H233V176H235L234 177V179H231V178H233V177H228L229 176V173L226 171V169H227V167L222 163V162H220V163H222L221 165L219 164V163H217V165L219 164L220 166H218L217 168V170H214L213 168H211V166H210V164H209V161H208V158L206 159L205 158V154L203 155V153H201L202 151L203 152H206L207 150H206V148L208 147L207 145H211V144H209V143H211V139H210V137H209V135L207 134H205L204 136H203V138H201V139H198L197 138V135L194 137V134H196V127H195V124H194V120H193V118L195 117H193V115L196 113V112H199V111H201V110H203L202 109V106L204 105V104H206L207 102H209L208 100H209V96H210V94L208 93V92H211V91H208V90H210L209 88H210V84H211V80H213L214 79V77H215V75H216V72H214V71H212V69L208 66V63H207V61L205 62V64H204ZM0 66V67H1ZM64 66V65H63ZM127 66V65H126ZM149 66V65H148ZM147 66V67H148ZM3 67V66H2ZM1 67V68H2ZM7 67V68H6ZM61 67V66H60ZM77 67V66H76ZM95 67H96V65H95ZM98 67V66H97ZM115 67V68H114ZM122 67H124V66H122ZM121 67V68H122ZM142 67V66H141ZM58 69H59V67H57ZM70 68V67H69ZM68 68V69H69ZM79 68V67H78ZM77 68V69H78ZM82 68V67H81ZM113 68V69H112ZM139 68V67H138ZM155 68V67H154ZM153 68V69H154ZM223 69H225L224 67H222ZM73 69H75V68H73ZM98 69V68H97ZM117 69V70H116ZM123 69V68H122ZM121 69V70H122ZM129 69V68H128ZM149 69L150 68H148V70L146 71V72H148L149 71ZM156 69V68H155ZM29 70V69H28ZM44 70H46V68L44 69ZM49 70V69H48ZM47 70V71H48ZM70 70H72V69H70ZM76 70V69H75ZM78 70H80V69H78ZM124 70H126V69H124ZM141 71H142V69H140ZM151 70V69H150ZM175 70V69H174ZM5 71H3V72H5ZM7 71V72H8ZM56 71H58L57 73V75H58V77L60 78V82L58 81L57 83H56V85H55V87H57L58 86V88H56V90H59V89H61L59 92H62V94L63 95H66V93L68 94V95H73L72 94V89L70 88V86H73L72 84L70 85V81H69V78H68V81H67V77L69 76L70 78H71V75H66V72H65V69H59V70H56ZM67 71V70H66ZM82 71V70H81ZM88 71V72H87ZM123 71V70H122ZM136 71V70H135ZM138 71V70H137ZM145 71V70H144ZM143 71V72H144ZM159 71V70H158ZM9 72V73H10ZM25 72V71H24ZM27 72V71H26ZM30 72V71H29ZM74 72V71H73ZM77 72H79V71H77ZM100 72V73H99ZM139 72V71H138ZM150 72V71H149ZM202 72V73H201ZM220 72V71H219ZM225 72V70H222L221 69V74H223ZM6 73V72H5ZM16 73H18V72H16ZM15 73V74H16ZM42 73V72H41ZM69 73V72H68ZM71 73V72H70ZM119 73V72H118ZM140 73V72H139ZM145 73V72H144ZM157 73V72H156ZM175 74V72H173V71H171V73H169V75H167L166 77H164V73L162 74V76H160L159 77V79L161 78V80H160V84H158V85H162L163 87L165 86V87H167L166 85H167V83L169 82V81H177L176 79H174V80H170L171 78L170 77H172L174 74ZM11 74V73H10ZM14 74V75H15ZM25 74V73H24ZM44 74H46V73H44ZM44 74H43V76H44ZM74 75L76 74V73H73ZM81 74H82V72H81ZM117 74V73H116ZM132 74V73H131ZM141 74V73H140ZM40 75V74H39ZM119 75V74H118ZM117 75V76H118ZM143 75V74H142ZM145 75H146V73H145ZM148 75V74H147ZM161 75V74H160ZM191 75V74H190ZM224 75H226V72H225V74ZM223 75V76H224ZM13 76V75H12ZM33 76V75H32ZM38 75H36V77H37ZM41 76V75H40ZM45 76H47V75H45ZM50 76V75H49ZM77 76V75H76ZM79 76H81L80 74H79ZM83 76V75H82ZM121 76V75H120ZM134 76V75H133ZM149 76V75H148ZM227 76V75H226ZM226 76H224V77H226ZM78 77V76H77ZM77 77L75 78V79H77ZM138 77V76H137ZM143 77H146V76H143ZM174 77V76H173ZM228 77V76H227ZM56 78V77H55ZM72 78L74 79V77L72 76ZM71 78V79H72ZM79 78V77H78ZM81 78V77H80ZM116 78V77H115ZM115 78L112 80V81H114L115 80ZM120 78V77H119ZM125 78V77H124ZM134 78V77H133ZM140 78V77H139ZM149 78H151V74H150V76L148 77V81L150 80ZM156 78V77H155ZM176 78V77H175ZM58 79V78H57ZM86 79H88V81H86ZM122 79V78H121ZM143 79V78H142ZM146 79H144V81L142 82V84L144 85L145 83L144 82H146ZM190 79V78H189ZM103 80L101 81V84L103 83ZM119 80V79H118ZM140 81H141V79H139ZM154 80V79H153ZM182 80V79H181ZM229 80V79H228ZM99 81V82H98ZM110 81V80H109ZM116 81V80H115ZM130 82H131V79L129 80ZM132 81H136V80H132ZM230 81V80H229ZM98 82V83H97ZM156 82V81H155ZM180 82V81H179ZM82 83V82H81ZM80 83V84H81ZM108 83V82H107ZM111 83V82H110ZM115 83H117V81L115 82ZM122 83V82H121ZM128 83V82H127ZM132 83V82H131ZM130 83V84H131ZM135 83V82H134ZM140 83V82H139ZM147 84L149 83V82H146ZM96 84H98L96 87H94L93 88V85L95 86ZM133 84V83H132ZM138 84V83H137ZM133 85L134 87H136V86H138V85ZM142 84L140 85V87H142L143 88V86H142ZM147 84H145L146 86H148ZM170 85H172L171 84V82L169 83ZM181 84V83H180ZM213 84V83H212ZM211 84V86H214V85H212ZM76 85V84H75ZM83 85V84H82ZM89 85V86H88ZM156 85V84H155ZM102 86V85H101ZM100 86V87H101ZM110 86H112V85H110ZM114 86V85H113ZM120 86V85H119ZM169 86V85H168ZM175 86H177V84L175 85ZM64 87H67V88H70V91L69 90H67V88H65L68 92H66V91H64ZM83 87V86H82ZM89 87V88H88ZM97 87V88H98ZM99 87V88H100ZM122 87V86H121ZM131 87H132V85H131ZM157 87V86H156ZM178 87H180L179 85H178ZM74 88V87H73ZM98 88V90L96 89L95 90V93H98L97 91H100V90H102V88H100L99 89ZM138 88V87H137ZM136 88V89H137ZM145 88V87H144ZM171 88V87H170ZM55 89V88H54ZM91 89H93L92 90V93H91ZM105 89V88H104ZM117 89V88H116ZM126 89V88H125ZM128 89V88H127ZM131 89V88H130ZM136 89H134V90H136ZM173 89V88H172ZM175 89V88H174ZM177 89V88H176ZM180 88H178V90H179ZM182 89V90H183ZM120 90H121V88H120ZM140 90V89H139ZM160 90V89H159ZM74 91H75V89H74ZM80 91V92H81ZM116 91V90H115ZM125 91V90H124ZM126 91H128V90H126ZM146 91V90H145ZM153 91V90H152ZM155 91H158V90H155ZM137 92V91H136ZM140 92V91H139ZM167 92V91H166ZM74 93H76V91L74 92ZM89 93V94H88ZM95 93H93V94H95ZM112 93H113V91H112ZM115 93V92H114ZM155 93V92H154ZM153 92H152V94L150 95V98H152V96H154V95H156V93L154 94ZM183 93H182V95H183ZM213 93V92H212ZM92 94V95H93ZM134 94V93H133ZM140 94V93H139ZM163 94V95H162ZM68 95H66V96H68ZM116 95V94H115ZM175 95V94H174ZM181 95V96H182ZM217 95V94H216ZM74 96V95H73ZM101 96H102V93H101ZM120 96V95H119ZM139 96V95H138ZM149 96V95H148ZM179 96V95H178ZM180 96V97H181ZM79 97V98H80ZM97 97V96H96ZM140 97H141V95H140ZM183 97V96H182ZM213 97V96H212ZM212 97H210V98H212ZM216 98L217 97H220V96H215ZM63 98V97H62ZM82 98V97H81ZM98 98V97H97ZM136 98V97H135ZM147 98L148 97H146L145 99H146V101H147ZM179 98V97H178ZM118 99V98H117ZM149 99V98H148ZM213 99V98H212ZM121 100V99H120ZM135 100V99H134ZM133 100V101H134ZM137 100V99H136ZM188 100H189V103H188ZM219 100V101H218ZM218 100H216L215 98H214V100H213V102H215V103H213L214 105L216 104V108L218 109V110H216V112H217V115L218 114H220L222 111H224L223 110V108L225 109V105L224 104H222L223 103V101L224 100H221V98H219ZM157 101V100H156ZM177 101V100H176ZM149 102V101H148ZM146 103V102H145ZM181 103H184L183 101H181ZM130 104V103H129ZM159 104H160V102H159ZM169 104V105H168ZM207 104H209V103H207ZM54 105H55V103H54ZM140 105V104H139ZM223 105H224V107H223ZM121 106V105H120ZM176 106V107H175ZM50 107V106H49ZM125 108H126V106H124ZM211 107V106H210ZM213 108H215V107H213ZM207 109H208V107H207ZM51 111V109L49 110V112ZM207 112H209V111H207ZM200 113V112H199ZM226 113V112H225ZM224 112H223V114H225ZM214 114V113H213ZM223 114H221L220 116H223ZM201 115H202V113H201ZM207 115V114H206ZM204 113H203V116H202V118L204 117V118H206L205 120H207V116H206ZM57 116V115H56ZM47 117V116H46ZM210 117V116H209ZM48 118H50V117H48ZM54 118V117H53ZM89 118V117H88ZM91 118V117H90ZM89 118V119H90ZM135 118V117H134ZM94 119H96V118H94ZM219 119H221V117H218V120ZM92 120V119H91ZM121 120V119H120ZM55 121V120H54ZM53 121V122H54ZM85 121V120H84ZM128 121V120H127ZM221 121L222 122H224V120H222L221 119ZM220 120H219V125H220V122H221ZM49 122V121H48ZM88 122V121H87ZM94 122V121H93ZM51 123V122H50ZM76 123V122H75ZM122 123V122H121ZM41 124V123H40ZM53 124V123H52ZM89 124H91V122L89 121ZM95 124V123H94ZM103 124V123H102ZM113 124H115V123H113ZM119 124V123H118ZM141 126H140V125ZM59 125V124H58ZM83 126L85 125V122L82 124ZM107 125V124H106ZM112 125V124H111ZM120 125V124H119ZM118 125V126H119ZM155 125H157V127L155 126ZM38 126V125H37ZM42 126V125H41ZM44 126V125H43ZM53 126V125H52ZM79 126V125H78ZM83 126H81V127H83ZM88 123H86V125L81 129V128H79V129H81V132H79V129H78V131H77V137L78 138H82L83 139V141H84V138H85V141L87 142L88 140V142L87 143H89L90 142V140L91 139H87L86 140V137H88L89 135H87V133H89L90 134V137L92 136L91 134L92 133H90V132H92V130L90 131V132H88L89 130H87L88 129ZM91 126V125H90ZM89 126V127H90ZM108 126V125H107ZM116 126V125H115ZM163 127V130H162V132L160 131L161 129H162V127ZM13 127V126H12ZM17 127V126H16ZM57 128H59L58 126H56ZM80 127V126H79ZM96 127V126H95ZM99 127V126H98ZM126 127V126H125ZM161 127V129H159ZM15 128V127H14ZM20 128V127H19ZM46 128V127H45ZM74 128V127H73ZM106 128V127H105ZM33 129V128H32ZM55 129V130H54ZM96 129V128H95ZM94 129V130H95ZM107 129V128H106ZM108 129H109V126H108ZM119 129V128H118ZM23 130V129H22ZM34 130V129H33ZM41 130V129H40ZM52 130L53 131H56L57 130V132L59 131V129H56V128H54V126H53V128H52ZM101 130V129H100ZM120 130V129H119ZM39 131V129L37 128V130H35L33 133L35 134V137L37 136V134H39L40 132H38ZM42 131V130H41ZM50 131H51V129H50ZM108 131V130H107ZM113 131V130H112ZM14 132H16V130L14 131ZM31 132V131H30ZM44 132V131H43ZM42 132V133H43ZM151 132V135H149V137L150 136H153L154 134V136H157L156 135V133H152ZM163 132H165L166 133V135H165V133H164V135H162L163 134ZM195 132V133H194ZM13 133V132H12ZM28 133V132H27ZM45 133V132H44ZM56 132H54V134H55ZM78 133L80 134V136L78 135ZM96 133V132H95ZM113 133V132H112ZM121 133V132H120ZM8 134V133H7ZM18 134H20V132L18 133ZM29 134V133H28ZM75 134V133H74ZM104 134H106V133H104ZM108 134V133H107ZM167 134H168V136H167ZM23 135H26V134H23ZM40 135V134H39ZM43 135V134H42ZM69 135V134H68ZM71 135V134H70ZM94 135V134H93ZM100 135V134H99ZM5 136V135H4ZM27 136V135H26ZM72 136V135H71ZM98 136V135H97ZM115 136V135H114ZM120 136V135H119ZM129 136H127V137H129ZM143 136V137H144ZM163 136H165V137H163ZM6 137V136H5ZM34 137V138H35ZM75 137V136H74ZM73 137V138H74ZM90 137H88V138H90ZM121 137V139H122V141L124 140L123 139V137L122 136H120ZM146 137L148 138V136L146 135ZM162 137H163V139H162ZM3 138V137H2ZM11 138V137H10ZM42 138V137H41ZM81 138H80V143H79V141H77V140H79V139H77L76 141L79 143V144H81L82 143V145H84L83 144V141L81 140ZM93 138V137H92ZM97 138V137H96ZM101 138H103V137H101ZM105 138V137H104ZM154 138V137H153ZM154 138V139H155ZM23 139V138H22ZM21 139V140H22ZM150 139H152L151 137L149 138V140ZM24 140V139H23ZM34 140H36V139H34ZM74 140V142H75V139H73ZM95 140H97V139H95ZM101 140V139H100ZM125 140H126V138H125ZM131 140V141H132ZM153 140V139H152ZM43 141V140H42ZM41 141V142H42ZM71 141V140H70ZM85 141H84V143H85ZM107 141V140H106ZM121 141V140H120ZM130 141V142H131ZM131 142V144L132 143H134V142ZM143 141H145V140H143ZM2 142V141H1ZM11 142V141H10ZM24 142V141H23ZM40 142V143H41ZM76 142V143H77ZM92 142V141H91ZM97 142V141H96ZM118 142V141H117ZM129 142V141H128ZM159 142H160V140H159ZM164 141H163V143H161V144H159V147H160V145L161 146H164V145H166V143H165ZM72 143V142H71ZM87 143H85V145H87ZM93 143V142H92ZM103 143V142H102ZM136 143V144H137ZM145 143H149L148 141L147 142H145ZM152 143H155L154 142V140H153V142ZM151 143V141H150V144H152ZM20 144V143H19ZM68 144H70V143H68ZM74 144V143H73ZM91 144V143H90ZM90 144H88V145H90ZM95 144V143H94ZM112 144V143H111ZM142 144V143H141ZM150 144L147 146L148 148L147 149H149L150 148ZM156 144H157V141H156ZM164 144V145H163ZM7 145V144H6ZM11 145H12V143H11ZM25 145H26V143H25ZM28 145V144H27ZM37 145V144H36ZM35 145V146H36ZM84 145V146H85ZM93 145V144H92ZM98 145V144H97ZM115 145V144H114ZM143 145V144H142ZM216 145V144H215ZM29 146V145H28ZM33 146V145H32ZM32 146H30L31 148H32ZM68 146V145H67ZM77 146V145H76ZM79 146V147H78ZM77 146V148H78V150H79V148H80V145H78ZM125 146V145H124ZM138 146V145H137ZM143 146H145V145H143ZM205 146H206V148H205ZM212 146V145H211ZM14 147V146H13ZM18 147V146H17ZM16 147V148H17ZM34 147V146H33ZM70 147V146H69ZM81 147H83V146H81ZM85 147H87V146H85ZM91 147V146H90ZM98 147V146H97ZM126 147V146H125ZM239 148H238V150H239V156L241 157V153H240V145L238 146ZM68 147H66V149H67ZM73 148H75V145H74V147ZM106 148V147H105ZM108 148V147H107ZM129 148V147H128ZM157 148H158V146H157ZM215 148V147H214ZM213 148V149H214ZM69 149V148H68ZM81 149H83V148H81ZM80 149V150H81ZM86 149V148H85ZM111 149V148H110ZM126 149H127V147H126ZM137 149V148H136ZM155 149V148H154ZM202 149V151L200 152V150ZM204 149V150H203ZM71 150V149H70ZM69 150V151H70ZM77 150V149H76ZM79 150V151H80ZM95 150V149H94ZM118 150V149H117ZM140 150V149H139ZM199 150V151H198ZM217 150V149H216ZM91 151V150H90ZM89 151V152H90ZM132 151V150H131ZM138 151V150H137ZM148 151V150H147ZM214 151L215 150H213V152L211 151V154L213 153L214 154ZM219 151V150H218ZM73 152H74V150H73ZM81 152V151H80ZM101 152V151H100ZM103 152V151H102ZM109 152V151H108ZM121 152V151H120ZM127 152H129V154H130V151H127ZM196 152H197V155L199 156V158H197V157H195L196 156ZM200 152V153H199ZM67 153H69V152H67ZM76 153H77V151H76ZM96 153H97V151H96ZM95 153V154H96ZM148 153V152H147ZM207 153V152H206ZM90 154V153H89ZM100 154V153H99ZM142 154H144V153H142ZM213 154H212V156H213ZM87 155V154H86ZM93 155H94V153H93ZM148 155H149V153H148ZM156 154H154V156H155ZM194 155V157L196 158V159H198V160H196V161H194L193 160V158L194 157H192ZM208 155V154H207ZM74 156H75V154H74ZM103 156H104V154H103ZM133 157L135 156V155H132ZM138 156V155H137ZM140 156V155H139ZM156 156H158V155H156ZM155 156V158H153L152 157V159H158V157H156ZM67 157H68V155H67ZM67 157H64V158H67ZM100 157V156H99ZM120 157H121V155H120ZM132 157V158H133ZM145 157V156H144ZM177 157H179V159H182V160H180V161H178V159H177ZM75 158V157H74ZM101 158V157H100ZM139 158H141V157H139ZM192 158V159H191ZM242 158V157H241ZM73 159V158H72ZM81 159V158H80ZM82 159H84V158H82ZM91 159V158H90ZM121 159H122V157H121ZM136 159V158H135ZM143 159V158H142ZM151 159V158H150ZM156 159V160H157ZM159 159H161L160 157H159ZM191 159V160H190ZM66 160V159H65ZM77 160H79L78 158H77ZM89 160V159H88ZM87 160V161H88ZM119 160V159H118ZM131 160V159H130ZM147 160V159H146ZM156 160H154V161H156ZM162 160V159H161ZM161 160H159L160 162H162ZM67 161V160H66ZM65 161V162H66ZM74 161V160H73ZM132 161H134V160H132ZM140 161V160H139ZM159 161L157 160L156 162H157V164L159 165V164H161V163H159ZM196 163V164H194V162ZM220 161V160H219ZM68 162V161H67ZM89 162V161H88ZM94 162V161H93ZM125 162V161H124ZM135 162V161H134ZM141 162V161H140ZM152 162V161H151ZM177 162H180L179 164L177 163ZM182 162V163H181ZM70 163V162H69ZM76 163V162H75ZM101 164V163H100ZM99 164V165H100ZM123 164V163H122ZM143 166H144V164L143 163H141ZM140 164V165H141ZM145 164H148V165H146V166H150V163H145ZM152 164L154 165V164H156L155 162H152ZM151 164V165H152ZM167 164H168V162H167ZM63 165V164H62ZM78 165V164H77ZM91 165H92V162H91ZM102 165V164H101ZM136 165H138V164H136ZM157 165V166H158ZM211 165H213V164H211ZM65 166V165H64ZM131 166V165H130ZM156 166V167H157ZM165 166H164V168H165ZM214 166V165H213ZM246 166V167H247ZM78 167V166H77ZM113 167V166H112ZM116 167V166H115ZM151 167H153V166H151ZM159 168V170L162 172V170L160 169V167H162V166H158ZM199 167H200V169H202L203 171H205V175L204 176H202L200 173H203V172H201L200 170V173L199 174H197V169H199ZM91 168V167H90ZM89 168V169H90ZM106 168V167H105ZM137 168V167H136ZM229 168V167H228ZM264 168V167H263ZM88 169V170H89ZM98 169H99V167H98ZM104 169V168H103ZM132 169V168H131ZM133 169H134V166H133ZM139 169H140V167H139ZM150 169V168H149ZM157 169V168H156ZM156 169H154V170H156ZM157 169V170H158ZM212 169V170H211ZM58 170V169H57ZM96 170V169H95ZM102 170V169H101ZM107 170H109V168L107 169ZM112 170V169H111ZM119 170V169H118ZM122 170V169H121ZM126 170H127V168H126ZM62 171V170H61ZM60 171V172H61ZM91 171V170H90ZM89 171V172H90ZM128 171V170H127ZM131 171V170H130ZM152 171V170H151ZM217 171V172H216ZM234 171V170H233ZM54 172V171H53ZM98 172V171H97ZM108 172H111L110 170L108 171ZM129 172V171H128ZM128 172H125V174L126 173H128ZM146 172H147V170H146ZM167 172V171H166ZM170 172H169V174H170ZM239 173H240V171H238ZM237 172V174H239ZM242 172V171H241ZM16 173V172H15ZM55 173V172H54ZM80 173V172H79ZM84 173V172H83ZM96 173V172H95ZM121 173H123V172H121ZM137 173V172H136ZM140 173V172H139ZM142 173V172H141ZM144 173V172H143ZM168 173V172H167ZM209 174V175H206V174ZM243 173V172H242ZM241 173V174H242ZM257 173H259V174H257ZM7 174H8V172H7ZM13 174V173H12ZM11 174V175H12ZM18 173H16V174H14L13 176L15 177V176H18L17 175ZM24 174V173H23ZM21 172H19V177H16V178H18V180H17V183H18V181H19V179H21L20 180V182H21V184H20V182H19V187L20 186H24L23 184V182H27V181H25V175H23ZM91 174H93V172H91ZM91 174H89V176H91ZM124 174V173H123ZM130 174V173H129ZM151 174V173H150ZM164 174V173H163ZM162 174V175H163ZM231 174V173H230ZM62 175V174H61ZM74 175H76V174H74ZM101 175H103L102 173H101ZM111 175V174H110ZM115 175H116V173H115ZM133 175V174H132ZM135 175V174H134ZM144 175V174H143ZM157 175H158V172H157ZM161 175V176H162ZM165 175V174H164ZM262 175V176H261ZM7 176V175H6ZM13 176H10L9 177V174H8V179H10V178H12ZM79 176V175H78ZM96 176H97V174H96ZM108 176V175H107ZM125 176V175H124ZM127 176V175H126ZM136 176V179L135 180H139V176H141V174L139 175L138 173H137V175H135ZM135 176L133 177V178H135ZM151 176V175H150ZM158 176H160V175H158ZM202 176V177H201ZM62 177H64V176H62ZM87 177V176H86ZM101 177V176H100ZM103 177V176H102ZM116 177V176H115ZM121 177V176H120ZM122 177H123V175H122ZM146 177V176H145ZM149 177V176H148ZM168 177H169V175L167 174V178L166 179H168ZM183 178V180H182V178ZM205 177V178H204ZM24 178V179H23ZM39 178V177H38ZM55 178V177H54ZM72 178V177H71ZM79 178V177H78ZM84 178V177H83ZM97 178V177H96ZM110 178V177H109ZM111 178H113V177H111ZM132 178V179H133ZM143 178V177H142ZM147 178V177H146ZM162 178V177H161ZM208 179L209 178V182L212 184V185H209V187H207V186H204V183L206 184V183H208L209 184V182L208 181H206V180H204V179ZM14 180H15V178H13ZM108 179V178H107ZM116 179H118L117 177H116ZM120 179V178H119ZM159 179V178H158ZM158 179H157V183L159 182L158 181ZM175 179V180H174ZM184 179H186V181L184 180ZM5 180H6V178H5ZM11 181H13L14 182V180H12V179H10ZM28 180H30L29 178H28ZM54 180V179H53ZM85 180V179H84ZM124 180V179H123ZM128 180V179H127ZM160 181H162V179H159ZM210 180H212V181H210ZM9 181V180H8ZM8 181H6V182H8ZM11 181H9L7 184H9V186L10 185H15L14 183H12ZM23 181V182H22ZM65 181V180H64ZM63 181V182H64ZM72 181V180H71ZM70 181V182H71ZM97 181V180H96ZM106 181H108V180H106ZM110 181H111V179H110ZM113 181H114V179H113ZM115 181H117V180H115ZM115 181H114V184H115ZM129 181V180H128ZM141 181V180H140ZM203 181H206V182H204L203 183ZM16 182V181H15ZM94 182V181H93ZM112 182V181H111ZM125 182V181H124ZM135 182V181H134ZM137 182V181H136ZM146 183H147V181H145ZM156 182V181H155ZM154 182V183H155ZM178 182V181H177ZM74 183V182H73ZM90 183V182H89ZM92 183V182H91ZM109 183V182H108ZM120 183V182H119ZM126 183V182H125ZM129 183V182H128ZM180 183V182H179ZM178 183V184H179ZM183 183V182H182ZM39 184H40V182H39ZM52 184V183H51ZM63 184V183H62ZM64 184H65V182H64ZM95 184V183H94ZM103 184V183H102ZM105 184H107V183H105ZM122 184V183H121ZM139 184V183H138ZM153 184V183H152ZM156 184V183H155ZM155 184H153V185H155ZM161 184V182L159 183V185ZM78 185V184H77ZM113 185V184H112ZM128 184H126V186H127ZM158 184L157 185H155V186H159ZM180 185V184H179ZM207 185V184H206ZM8 186V187H9ZM16 186V185H15ZM25 186H26V183H25ZM79 186V185H78ZM111 186V185H110ZM141 186H142V184H141ZM151 186V185H150ZM162 186V185H161ZM160 186V187H161ZM167 186V185H166ZM173 186V185H172ZM172 186L170 185V187H171V189H172ZM181 186V185H180ZM179 186V187H180ZM10 187H12V186H10ZM40 187V186H39ZM47 187V186H46ZM106 187V186H105ZM115 187V186H114ZM154 187V186H153ZM159 187V188H160ZM14 188V187H13ZM29 188V187H28ZM28 188H19L18 189V187H16V193H17V195H18V197H20V198H27V197H31V196H33L34 194H33V192L30 190V189H28ZM79 188H80V186H79ZM123 188V187H122ZM133 188V187H132ZM136 188V187H135ZM165 188V187H164ZM163 188V189H164ZM214 188V189H213ZM10 189V188H9ZM8 189V190H9ZM72 189V188H71ZM90 189V188H89ZM112 189V188H111ZM121 189V188H120ZM119 189V190H120ZM124 189V188H123ZM127 189V188H126ZM125 189V190H126ZM148 189V188H147ZM146 189V190H147ZM177 189V188H176ZM206 189H208V190H210V191H207ZM211 189H213V193L214 192H216V194H212V190ZM216 189V190H215ZM102 189H100V191H101ZM135 190V189H134ZM145 190V189H144ZM172 190H175V188L173 187V189ZM172 190H171V192H172ZM10 191V190H9ZM8 191V192H9ZM13 191V190H12ZM12 191H10L9 193L7 192V195H4V196H1L0 197V205H3V207L5 206V208H6V210L7 211H9V213L11 212L12 214H13V212H15V210H14V208H16L15 206L17 205V203L18 202H16V204H15V201H13V199H11V200H9L10 198H9V196H10V193L12 192ZM92 191V190H91ZM100 191H98V192H100ZM138 191V190H137ZM140 191H141V189H140ZM52 192V191H51ZM108 192V191H107ZM115 192V191H114ZM143 192V191H142ZM148 192V191H147ZM159 191H157V193H158ZM163 192H164V190H163ZM169 192H170V190H169ZM170 192V193H171ZM176 192L174 193V194H176ZM13 193V192H12ZM11 193V194H12ZM14 193H15V191H14ZM93 193V192H92ZM91 193V194H92ZM97 193V192H96ZM110 193V192H109ZM116 194H117V191L115 192ZM37 194V193H36ZM35 194V195H36ZM72 194V193H71ZM74 194V193H73ZM120 194V193H119ZM129 194V193H128ZM143 194V193H142ZM141 194V195H142ZM146 194V193H145ZM152 194V193H151ZM172 194V193H171ZM170 194V195H171ZM52 195H53V193H52ZM110 195V194H109ZM147 195H149L148 193H147ZM158 195V194H157ZM162 195H164V194H162ZM161 195V196H162ZM215 195V196H214ZM15 196V195H14ZM39 196V195H38ZM85 196H86V194H85ZM114 196H116L115 194H114ZM67 197H69V196H67ZM107 197V196H106ZM116 197H118V196H116ZM147 197V196H146ZM149 197V196H148ZM151 197V196H150ZM154 197V196H153ZM212 197H215V198H212ZM57 198V197H56ZM82 197H80V199H81ZM111 198V197H110ZM119 198V197H118ZM137 198V197H136ZM141 198V197H140ZM157 198H158V196H157ZM161 198V197H160ZM177 198H179V199H177ZM16 199H18V198H16ZM28 199V198H27ZM108 199V198H107ZM114 199H116V198H113V200H111V201H114ZM189 199H191V200H189ZM44 200V199H43ZM46 200V199H45ZM118 200V199H117ZM123 200V199H122ZM134 200V199H133ZM133 200H131V201H133ZM157 200V199H156ZM159 200V199H158ZM214 200H215V202H214ZM35 201V200H34ZM110 201V200H109ZM116 201V200H115ZM125 201V200H124ZM137 201V200H136ZM135 201V202H136ZM143 201V200H142ZM45 202V201H44ZM117 202V201H116ZM134 202V201H133ZM213 202H214V204H215V206H213L212 204H213ZM113 202H111V204H112ZM126 203V202H125ZM141 203V202H140ZM39 204V203H38ZM172 204V205H173ZM44 205V204H43ZM118 205V204H117ZM116 205V206H117ZM136 205V204H135ZM235 205H237V208H234L233 209V207H235ZM45 206V205H44ZM103 206V205H102ZM212 206V207H211ZM54 207V206H53ZM61 207V206H60ZM131 207V206H130ZM137 207V206H136ZM136 207H135V209H136ZM5 208H4V210H5ZM104 208H106V207H104ZM46 209V208H45ZM55 209V208H54ZM131 209V208H130ZM177 209V210H176ZM134 210V209H133ZM48 211H50V210H48ZM55 211V210H54ZM120 211V210H119ZM174 212V213H175ZM257 212V213H256ZM260 212V211H259ZM48 213V212H47ZM245 214V216H242V214ZM11 214V215H12ZM42 214V213H41ZM44 214V213H43ZM123 214H125V213H123ZM122 214V215H123ZM131 214V213H130ZM47 215V214H46ZM15 216V215H14ZM9 217V216H8ZM11 217H13V216H11ZM16 217H17V219L19 220V218H20V220H21V218L23 217V216H20L19 218H18V216H15V218L14 219H16ZM39 217H41V216H39ZM44 217H48V216H44ZM63 217V216H62ZM71 217V216H70ZM83 217V216H82ZM91 217V216H90ZM104 217V216H103ZM129 217V216H128ZM128 217L125 215V216H120V218L117 220L118 222H115L114 223V225L112 226V228H110L109 229V231H107L104 235H103V237L102 238H108L107 236H112L113 234H114V236H116V235H118V229H117V232H115L116 230V228H118L119 226H120V228H121V230H123V228H126L125 226H124V224L126 223V221H127V219H128ZM150 217V216H149ZM152 217V216H151ZM153 217H155V216H153ZM168 217V216H167ZM166 217V218H167ZM170 217V216H169ZM38 218V217H37ZM43 218V217H42ZM57 218V217H56ZM97 218V217H96ZM133 218V217H132ZM165 218V217H164ZM260 218V219H259ZM11 219H13V218H11ZM40 219V218H39ZM38 219V220H39ZM43 219H45V218H43ZM60 219V218H59ZM74 219H75V217H74ZM79 219V218H78ZM83 219V218H82ZM101 219H102V217H101ZM156 219V218H155ZM154 219V220H155ZM46 220V219H45ZM53 220V219H52ZM67 220V219H66ZM91 220V219H90ZM100 220V219H99ZM128 220H130V219H128ZM150 220V219H149ZM40 221V220H39ZM38 221V222H39ZM60 221V220H59ZM65 221V220H64ZM92 221V220H91ZM94 221V220H93ZM92 221V222H93ZM153 221V220H152ZM164 221V220H163ZM220 221V222H219ZM226 221V224L224 225L225 227H223V224H224V222ZM61 222V221H60ZM63 222V221H62ZM66 222V221H65ZM71 222V221H70ZM74 222V221H73ZM75 222H76V220H75ZM79 222V221H78ZM96 222V221H95ZM94 222V223H95ZM98 222V221H97ZM156 222V221H155ZM159 222H161V221H159ZM221 222L223 223L222 225H219V224H221ZM57 223V222H56ZM90 223V221L88 222V224ZM129 223V222H128ZM156 223H158V222H156ZM163 223V222H162ZM217 223H218V225H217ZM23 224V223H22ZM33 225H32V228H30V229H32L31 231H28L27 233L31 236V237H33V236H35L34 235V233H35V231H33V229L35 228V229H37L38 228V224H34V223H32ZM46 224V223H45ZM62 224V223H61ZM83 224V223H82ZM113 224V223H112ZM127 224V223H126ZM125 224V225H126ZM166 224V225H165ZM30 225V224H29ZM40 225H42V224H40ZM51 225V224H50ZM49 225V226H50ZM123 225V226H122ZM149 225V224H148ZM150 225H151V223H150ZM158 225V224H157ZM31 226V225H30ZM44 226V225H43ZM67 226V225H66ZM82 226V225H81ZM87 226V225H86ZM127 226H129L128 224H127ZM222 228H224V230H226V232L227 231H229L228 233L229 234H227L225 231L223 232V230L222 229H220L221 227ZM26 227H28V226H26ZM34 227V228H33ZM79 227V226H78ZM77 227V228H78ZM123 227V228H122ZM152 227H153V225H152ZM23 228V227H22ZM41 228V227H40ZM54 228V227H53ZM58 228V227H57ZM63 228V227H62ZM69 228V227H68ZM71 228V227H70ZM89 228V227H88ZM119 228V229H120ZM154 228V227H153ZM226 228V229H225ZM34 229V230H35ZM152 229V228H151ZM39 230V229H38ZM57 230V229H56ZM88 230V229H87ZM91 230V229H90ZM120 230V231H121ZM127 230V229H126ZM129 230V229H128ZM148 230V229H147ZM22 231H23V229H22ZM40 231V230H39ZM45 231V230H44ZM54 231V230H53ZM60 231V230H59ZM98 231V230H97ZM26 232V231H25ZM70 232V231H69ZM84 232V231H83ZM95 231H93V233H94ZM103 232V231H102ZM116 233V235H115V233ZM125 232V230L122 232V233H124ZM145 232V231H144ZM143 232V233H144ZM147 232V231H146ZM74 233V232H73ZM79 233V232H78ZM121 233V234H122ZM223 233V234H222ZM224 233H226L227 235H224ZM23 234H24V232H23ZM39 234V233H38ZM41 234H42V232H41ZM90 234V233H89ZM97 234V233H96ZM126 234V233H125ZM124 234V235H125ZM22 235V234H21ZM78 235V234H77ZM82 235V234H81ZM120 235V234H119ZM123 235V234H122ZM122 235L120 236V237H122ZM23 236V235H22ZM28 236V235H27ZM29 236V237H30ZM66 236V235H65ZM70 236V235H69ZM85 236V235H84ZM114 236H112L111 238L112 239H115V238H117V237H119V236H116L115 238H114ZM151 236H153L152 238H150ZM243 236V237H242ZM1 237V236H0ZM14 237V236H13ZM52 236H50L49 234H44L41 238V242L43 241V243L45 242V241H48L50 238H51ZM62 237V236H61ZM61 237H56L54 240H53V245H54V250L56 251V252H53V253H51V256L54 254L55 255V253H57L55 256L57 257L56 259L57 260H59V259H61V257H62V255L64 254V252H65V245H66V243H68L67 242V240H65V239H63V238H61ZM72 237V236H71ZM100 237V236H99ZM109 237V238H110ZM127 237L129 238V240L127 239ZM241 237H242V239H241ZM15 238V237H14ZM39 238H40V236H39ZM75 238H76V236H75ZM89 238V237H88ZM146 238V237H145ZM29 239V238H28ZM80 239V238H79ZM91 239V238H90ZM119 239H121V238H119ZM126 239V240H125ZM132 239V238H131ZM148 239V238H147ZM9 240V239H8ZM7 240V241H8ZM81 240H83V239H81ZM102 240V239H101ZM104 240V239H103ZM20 241V240H19ZM74 241V239L73 238H70L69 239V242H73ZM89 241V240H88ZM95 241V240H94ZM98 241V240H97ZM115 241H117V240H115ZM128 241H130L131 243H129ZM0 242H1V240H0ZM8 242H10V241H8ZM15 242V241H14ZM39 242V241H38ZM75 242V241H74ZM85 242V241H84ZM84 242H82V243H84ZM122 242V244H123V241H121ZM138 242V241H137ZM171 242V243H170ZM174 244H173V243ZM176 242V243H175ZM240 242L241 243H244L243 245L242 244H240ZM40 243V242H39ZM38 243V244H39ZM88 243V242H87ZM99 242H97V244H98ZM103 243H105V242H103ZM119 243H120V241H119ZM132 243L134 244V245H132ZM143 243H144V241H143ZM193 243V244H192ZM205 244V245H203V244ZM6 244V243H5ZM8 244V246H10V253L9 254H11V255H13L14 253H16L15 251H17L16 250V247H15V245H14V243H12V244H9V243H7ZM6 244V245H7ZM17 244V243H16ZM145 244V243H144ZM174 246V245H176V247H173L172 245ZM247 244V243H246ZM247 244V245H248ZM44 245V244H43ZM147 245V244H146ZM145 245V246H146ZM68 246V245H67ZM66 246V247H67ZM78 246V245H77ZM83 246V245H82ZM88 246H90V244L88 245ZM134 246H135V248H134ZM142 246H143V244H142ZM190 246V245H189ZM1 247V246H0ZM6 247V246H5ZM27 247V246H26ZM81 247V246H80ZM86 247V246H85ZM102 247V246H101ZM107 247V246H106ZM108 247H109V245H108ZM115 247V246H114ZM74 248V247H73ZM113 248V247H112ZM141 248V247H140ZM147 248H149V249H147ZM181 248V247H180ZM182 248H183V246H182ZM204 248V249H205ZM243 248H244V250H243ZM7 249H9V248H7ZM17 249H19V248H17ZM88 249V248H87ZM109 249V248H108ZM117 249V248H116ZM135 249H137L135 252H134V250ZM179 249V248H178ZM185 249H186V247H185ZM188 249V248H187ZM189 249H190V247H189ZM53 250V249H52ZM53 250V251H54ZM72 250V249H71ZM76 250V249H75ZM121 250V249H120ZM119 250V251H120ZM184 250V249H183ZM194 250H195V248H194ZM198 250V249H197ZM209 250V249H208ZM33 251V250H32ZM31 251V252H32ZM35 251V250H34ZM44 251V250H43ZM67 252H68V250H66ZM83 251V250H82ZM205 251H207V250H205ZM212 251L210 252V253H212ZM243 251V254L241 253ZM46 252V251H45ZM49 252V251H48ZM52 252V251H51ZM73 252V251H72ZM86 252H88V251H86ZM91 252V251H90ZM111 252V251H110ZM116 252V251H115ZM118 252V251H117ZM133 252H134V255H136L137 257H136V259L134 260V255H133ZM145 252V253H146ZM150 252V253H149ZM5 253V252H4ZM27 253H29V252H27ZM37 253V252H36ZM35 253V254H36ZM43 253V252H42ZM66 253V252H65ZM109 253V252H108ZM107 253V254H108ZM144 253V252H143ZM145 253H144V255H145ZM201 253H204L203 251L201 252ZM209 253V251H208V254L209 255H212V254H210ZM9 254H7V255H0V264H6L5 263V261L7 260V258H8V256H9ZM17 254V253H16ZM38 254V253H37ZM70 254V253H69ZM83 254V253H82ZM103 254V253H102ZM123 254V253H122ZM142 254V253H141ZM207 254V253H206ZM109 255V254H108ZM111 255V254H110ZM199 255V254H198ZM197 255V256H198ZM204 255V254H203ZM239 255H242V256H240L241 258H238V260H236L235 258H237ZM18 256V255H17ZM31 256V255H30ZM36 256V255H35ZM49 256H50V254H49ZM55 256H52V257H54L55 258ZM65 256V255H64ZM84 256H85V254H84ZM89 256H91V255H89ZM99 256V255H98ZM146 256V255H145ZM200 256V255H199ZM245 256V257H244ZM257 256V255H256ZM12 258H13V256H11ZM27 257H29V256H27ZM46 257H48V256H46ZM101 259H103V257H102V255H100L99 256ZM109 257H111V256H109ZM123 257H125V256H123ZM122 257V258H123ZM134 257V258H133ZM205 258H206V255L204 256ZM210 257V256H209ZM215 257H216V259H215ZM12 258H8V259H12ZM25 258V257H24ZM41 258V257H40ZM39 258V259H40ZM49 258V257H48ZM54 258H52V259H54ZM98 258V257H97ZM99 258V259H100ZM105 258V257H104ZM198 258V257H197ZM196 258V259H197ZM234 258V259H233ZM26 259V258H25ZM35 259V258H34ZM39 259L38 260H36V261H38L39 262V264H41L42 262H40L39 261ZM56 259H54V261L56 260ZM84 259V258H83ZM111 259V258H110ZM141 259V260H140ZM163 259H166V260H163ZM193 259V258H192ZM203 259V258H202ZM207 259V258H206ZM211 259H209V261L211 260ZM251 259V260H250ZM258 259V258H257ZM9 260V261H10ZM31 260V259H30ZM41 260V259H40ZM48 260V259H47ZM104 260H107L106 258L104 259ZM170 260H167V261H169L170 262ZM195 260V259H194ZM194 260H193V262H194ZM208 260V259H207ZM8 261V260H7ZM8 261V262H9ZM22 261V260H21ZM26 261V260H25ZM60 261V260H59ZM89 261V260H88ZM97 261V260H96ZM108 262H106V263H108L109 264V260H107ZM129 261V260H128ZM142 261V262H141ZM196 261H198V262H200L199 260H196ZM196 261H195V263H196ZM203 261V260H202ZM208 261V262H209ZM8 262H7V264H8ZM13 262V261H12ZM27 262H28V260H27ZM35 262V261H34ZM37 262V263H38ZM43 262H45V260L43 261ZM51 262V261H50ZM105 261H103L102 263H100V261H99V263L98 264H105L104 263ZM127 262V261H126ZM133 262V263H134ZM150 262V263H149ZM171 262V263H172ZM173 262V263H174ZM177 262V263H178ZM182 262L180 263V264H182ZM191 262H192V260H191ZM191 262L189 263V264H191ZM197 262V263H198ZM203 262H205V261H203ZM207 262V261H206ZM211 262H213L212 260H211ZM31 263V262H30ZM36 263V262H35ZM49 263V262H48ZM53 263V262H52ZM111 264H112V262H110ZM124 263V262H123ZM165 263V262H164ZM164 263H162V264H164ZM196 263V264H197ZM216 263V262H215ZM214 263V264H215ZM217 263V264H218ZM23 264V263H22ZM28 264V263H27ZM47 264V263H46ZM51 264V263H50ZM56 264V263H55ZM86 264V263H85ZM97 264V263H96ZM113 264H114V262H113ZM166 264H167V262H166ZM170 264V263H169ZM202 264V263H201ZM204 264V263H203ZM206 264H208V263H206ZM210 264V263H209Z\"/></svg>","mask_w":264,"mask_h":264},{"label":"crops","instance_id":"0c3cea01","mask_svg":"<svg viewBox=\"0 0 264 264\" xmlns=\"http://www.w3.org/2000/svg\"><path fill=\"white\" fill-rule=\"evenodd\" d=\"M236 93L240 153L264 155V1L190 0ZM241 6L244 17L226 10Z\"/></svg>","mask_w":264,"mask_h":264},{"label":"built area","instance_id":"2783aa9c","mask_svg":"<svg viewBox=\"0 0 264 264\" xmlns=\"http://www.w3.org/2000/svg\"><path fill=\"white\" fill-rule=\"evenodd\" d=\"M44 1H46L49 10H51L53 13L56 14L58 11L57 0H44ZM261 1H264V0H261ZM1 3H2V0H0V4ZM247 3L252 4V0H247ZM226 15L228 17H234V16L244 17L245 12L241 8V6L238 5V6H234L232 8L227 9ZM75 32L77 33L79 37L81 36V32L77 28H75ZM83 48L93 58L102 60L100 58L101 56L95 50H93L86 42H83ZM22 54L26 59H30V60L33 59V56L31 55V53H28L27 51H22Z\"/></svg>","mask_w":264,"mask_h":264}]
</instances>
